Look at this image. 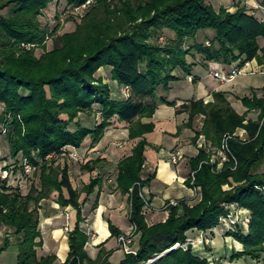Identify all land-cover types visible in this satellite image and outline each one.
I'll use <instances>...</instances> for the list:
<instances>
[{
    "label": "trees",
    "instance_id": "16d2710c",
    "mask_svg": "<svg viewBox=\"0 0 264 264\" xmlns=\"http://www.w3.org/2000/svg\"><path fill=\"white\" fill-rule=\"evenodd\" d=\"M53 1L0 0V124L10 157L20 156L38 173V185L31 186L26 195L18 186L0 181V227L11 230L0 253L15 238L16 264L55 263V255L37 256V248L43 246L38 205L55 192L57 204L75 212L74 226L67 234L69 252L61 264H208L191 247H172L185 242L189 231L217 227L225 206L233 203L251 212L248 232L233 234L243 245L233 258L258 259L264 253V192L260 190L264 172H257L264 164V98L253 93L241 99L246 113L258 112L256 120L246 122L247 114H237L220 92H214L212 102L190 99L180 105L168 101L167 94L170 84L180 80L176 70L184 77L192 72L195 64L188 62V56H201L204 67L207 62L242 66L259 59L264 22L244 8L216 10L208 0H91L74 31L57 36L60 22L49 32L39 21ZM88 1L66 0L72 10ZM260 5L264 7V0ZM55 18L60 20L58 14ZM72 18L67 17L76 20ZM162 33L168 34L163 43L159 42ZM47 36L53 37V49L44 50L39 58L34 51L20 48L23 44L44 48ZM198 36L204 40L194 42ZM104 67L112 69V79L125 91V99H113L109 87L95 78ZM160 104L174 108L176 115L188 114V122L179 131L193 128L197 116L204 117L191 140L194 145L204 136L220 147L222 138L238 129H244L247 137L228 140L231 155L218 171L210 162V152L198 148L188 164L194 185L201 189V200L194 206L184 201L168 205L166 221L148 225L139 192L152 179L142 180L141 173L149 146L145 135L155 126L142 120L152 118ZM88 119L90 126L83 124ZM115 119L127 125L128 139L135 142L130 154L117 163L115 184L128 197V220L138 237L135 253L124 254L118 263L109 260L112 251L103 249L104 243L95 259L86 251L90 236L82 228L86 222L83 206L97 190L90 211L98 208L102 174L97 172L79 190L73 186L68 158L61 156L64 147L80 149L87 139L91 147L97 145ZM50 155L58 158L47 159ZM103 162V158L88 161L81 170L92 174ZM21 163L16 160L3 168L18 175ZM107 222L110 238L123 234Z\"/></svg>",
    "mask_w": 264,
    "mask_h": 264
},
{
    "label": "crops",
    "instance_id": "0c3cea01",
    "mask_svg": "<svg viewBox=\"0 0 264 264\" xmlns=\"http://www.w3.org/2000/svg\"><path fill=\"white\" fill-rule=\"evenodd\" d=\"M261 1L262 0H208V3L216 10L223 7L229 12H235L240 8H244L247 10L248 14L254 15L260 21L264 22V8L260 5ZM258 43L260 48L263 49L264 39H259ZM259 56V61L253 60L248 62L249 66L247 70H252L254 74H240L231 82L225 83H221L219 80L213 78L212 74L210 75V68L228 75L234 67L208 63V67L206 68L203 66L205 64L203 58L198 56V60L193 62L195 65L191 72V78H194L195 82L192 84L189 82L188 76H183L179 81L171 83L169 93H172V97L168 98L167 96V100L180 103L190 99L210 101L212 100V94L214 92H222L230 104L236 108L238 107L236 104L238 101L234 99L236 95H244L250 90H259L264 86V54L261 52ZM95 77L96 79L104 77L101 80L109 87L113 99H125L126 93L123 88L112 79V69L110 67L100 69ZM180 82L187 85L190 90L187 92L185 88L181 86H173V84ZM259 97L264 98V90ZM238 109L239 114H243V111H245L241 106ZM250 113L257 118L258 112L251 111ZM188 117V114L185 113L176 115L174 108L160 104L152 118H145L142 120L143 123H153L155 126L152 133L145 135L149 146L145 152L146 160L141 173L142 180L152 177L150 182L142 188V192L149 199L151 204L150 210L145 216L149 225L162 223L167 219L168 212L164 208L165 204L171 201H184L186 203H191L193 201L194 193L187 182L190 175L188 163L191 158H194L198 154V148L183 142L195 135L192 136L190 130L184 129L180 136H173L176 133V128L182 123H186ZM255 118L251 119L247 117V120H256ZM114 121L116 122L118 120L115 119ZM195 123L196 122H194V124ZM126 126L125 123L118 121L107 130L103 139L97 145L90 148L87 147V149H89L88 153L94 152L95 155H101V158L104 159V166L101 170H98V172L105 175L104 180L110 185L108 190L101 191L98 208L92 213L90 221L88 220V222H90L89 231L92 232L88 235L93 243H97L95 245L104 243V247L108 250L110 249V232L107 220L123 233L128 229V226L122 228L116 225L113 217L115 214L119 216L127 208V196L121 198L120 191H118L114 185L117 163L125 156L126 146L128 142H130L128 140V131L125 129ZM169 126L172 127V129H170ZM246 137L245 134L243 138ZM200 141L201 139L198 140V143H200ZM119 142L123 144L121 145ZM85 143L86 142H84V145ZM176 152L180 153V159L176 165H172L169 161V157ZM82 156H84L83 153ZM215 233L214 243H216L217 246L221 245L223 241L222 232L216 230ZM52 235V239L54 240H52L53 244L56 243L59 246L57 254H54L57 258L56 261H65L69 252L67 235L57 230H52ZM55 240L57 242H55ZM237 246H241V244L237 243ZM239 251H242V246ZM95 253L97 254V252ZM116 254H119V251L113 253L109 258L112 263H118L122 259L121 257L116 262L112 261ZM92 257L94 258V255Z\"/></svg>",
    "mask_w": 264,
    "mask_h": 264
},
{
    "label": "rangeland",
    "instance_id": "374dc122",
    "mask_svg": "<svg viewBox=\"0 0 264 264\" xmlns=\"http://www.w3.org/2000/svg\"><path fill=\"white\" fill-rule=\"evenodd\" d=\"M90 4H91V0L88 1L86 4L82 5L81 7L74 8V10H72L70 7H68L66 0H54L51 4L48 5L47 9L44 11V16L40 17L39 21H40V23H41V25L43 27H46L49 30V32H52L54 30V28L56 27L57 23L60 22V27H59V30L57 31V36H60V35H63L65 33H69V32L74 31V29L76 27L75 22H78V18L83 16L84 12L86 11L87 7ZM262 8H264V7H262ZM1 13L4 14L5 11H3ZM57 14L60 17V20L55 18V16ZM68 16H71L73 18L75 17L76 20L72 21L70 19H67ZM209 32H212V31H209ZM161 35L163 37V40L159 41V42L163 43L164 39L168 38V34L167 33H165V34L162 33ZM208 35L212 36V33H208ZM203 40H204V38H200L198 36L197 38H195L194 42H196V41L201 42ZM191 43L192 42L190 40H188V42L186 44L190 45ZM43 46H44V48L39 47V46L34 45V44H23V45L20 46V48L22 50H25V51H34L35 57L39 58L40 56L43 55L44 50L46 52H50L53 49V37L47 36L45 38L44 42H43ZM261 52L264 54V48L260 50V53ZM198 56L199 55H197V54H195L192 57L188 56L187 60H188L189 63L196 62L198 60V58H199ZM256 60L259 61L260 60V56H259V59H256ZM208 63L219 64V63H215V62H207L206 63V68L208 67L207 66ZM231 66H233V65H231ZM248 66H249V63H244L242 66H236V68H235V66H233L234 67L233 69H237L238 68V70L240 71V73L237 74V76L240 75V74H244V75L245 74L246 75L254 74V72L252 70H247ZM100 69H102V68H100ZM213 70H215V69L210 68V75L212 74ZM175 74L177 76H179L180 79L184 76V73L182 71H180V70H176ZM186 76H188V80H189L190 83L193 84L195 82L194 78L193 79L191 78L192 77L191 73L189 75H186ZM103 78L101 77V79H103ZM217 80H219V79H217ZM231 81H229V82H231ZM220 82L221 83H225L223 81H220ZM173 86L174 87L181 86V87L185 88V90L187 92L190 90L187 85L183 84V82L173 84ZM263 90H264V86L262 87V89H259V90H250L248 93H246L244 95L243 94L236 95L234 99H237L236 101H238L240 103V105H239L238 102L236 103L237 106H238L236 108L233 107L230 104V102L227 100V98L225 96L224 97L226 98V100L229 102V104L231 105V107L234 109V111L237 114H239V109L238 108L240 106L245 109V111H243V114H245L248 110L242 104L241 99L244 98V97H249L250 98V97H252L253 93H255L257 95V97L260 98L259 95L263 92ZM220 93H222V92H220ZM213 94H212V100H210V101L204 100V102L205 103L212 102L213 101ZM222 94L224 95V93H222ZM167 96H168V98L169 97L171 98L172 97V93L167 94ZM176 103L178 105L182 104L180 102H176ZM1 111H2V107L0 106V112ZM250 112L251 111L248 112L249 114L246 113L247 114L246 115V122L248 121L247 117H250L251 119L255 118L254 116L251 115ZM243 114H240V115H243ZM188 120H189V117H188ZM188 120L186 121V123L188 122ZM203 121H204V117L203 116H197V118L195 119L196 123L193 125V128H183L181 131H179L178 127L183 126L184 124H186V123H182L180 126H178L176 128V132L179 131L178 136H180L181 132L184 129H187V130H190L191 133H192V136H194L195 132L199 131L201 129ZM83 122H84L83 124H85L87 126L91 125V122L89 121V119H88V121H86V122L83 121ZM117 122L118 121H116V122L114 121L113 124H116ZM169 128L172 129V127H170V126H169ZM120 129H123V128H120ZM125 129L128 131L127 126L125 127ZM243 134H244V136H243ZM245 134H246V131L244 129H238L234 133L233 137L237 138V139H240V138L243 139V137H245ZM192 138H190L188 140H185L183 143H185V144L187 143V145H190V146H193V147H197V148H203V147L206 148L207 151L210 152V154H211L210 162L213 163L216 166V170L217 171L220 170L223 167V165L225 164V163L224 164H220V162H219V158H220L219 151L221 149V145H222L224 137L222 138L220 147L213 146L210 141H207L205 139L204 136H200L198 138V140L201 139L200 143H198V140H197L196 145H194V144L191 143ZM244 139L246 140V138H244ZM85 142L86 143H85L84 146H82V148L77 149V153L81 157L82 163L75 164V163H72V161L70 159H68L66 161L67 164L70 166V169H71V179H72L73 186L75 188L79 189V190H81L82 186L88 182L89 178L94 177L96 175V173L98 172V170H101L103 168V166H104V165H102V167H100L98 169L96 168L95 169L96 171L94 173H92V174L83 172L81 170V167L83 165H85L88 161L95 160L97 158H101V155H95L94 152L88 153L89 149H87V147H89V148L91 147V140L87 139ZM119 143L121 145L123 144L122 142H119ZM134 145H135V142H133V141L128 142V144L126 146V150H125V152H126L125 155L130 154L131 149L133 148ZM82 153L84 154V156H82ZM0 159L5 160V161H1L0 166H5L6 164H11L12 165V164H14L16 162V160L19 163L22 161L20 159V156L17 159H12L10 157L9 146H8V144L6 142L5 135L3 133L1 124H0ZM62 162H64V160L60 161V163H62ZM257 172L258 173H263L264 172V164H262V166L258 169ZM102 176H103L102 177L103 181H102L101 191L103 192V190L104 191L108 190V188H110V185L105 182V180H104L105 175H102ZM18 180H19V177L18 178L14 177V178L11 179L10 182H11V184L13 186H18V188L20 189L21 193L26 195L29 192L31 186H37L38 185V173H33L30 176H28V177H24V179H22V180H19V181ZM188 180H190V182H191L190 178H188ZM114 185L116 187V184H114ZM189 187H190V185H189ZM142 188L140 189V191H142ZM224 188L225 189H229V187L227 185ZM96 191H95L94 194L89 196L86 204L83 206V213H84V216L86 217L87 221L84 224H82V228L89 235L92 232L89 231V223L90 222H88V220L90 221V217L92 216V213H94V212H91L90 209L92 208L93 203L95 201ZM124 196H127V195L121 194V198L124 197ZM82 197H83V195L81 196V198ZM99 199H100V197H99ZM56 200H57V194L55 192H53L49 196L48 199L42 200L39 203V205H38L39 230H40V232L42 234V240H43V246L41 248H37V256L38 257H45V256L57 254L59 246L56 243L53 244L54 240L52 239L53 238L52 230H57L58 232H62L64 235H67L68 232L70 230H72V228L74 226L75 212L72 209H70L69 207L68 208L60 207L57 204ZM124 200H125V198H124ZM200 200H201V189L199 190V192L196 195L194 194L193 201L191 203H187V204L190 205V206H194ZM148 201H149V199H148ZM149 203H150V201H149ZM177 204H178V202H177ZM228 205H230V204H228ZM228 205H226V206H228ZM233 205L237 206V207L235 206L236 207L235 208V212L238 214V215H236L235 212L233 210H231V212L234 213L233 215L238 216L237 217L238 218V223H237V225H235V228H234L235 231L234 232L233 231L227 232L225 230L221 231L220 228H218V227H215L212 230H208V231H200V232L197 231V230L189 231L187 233L188 236H187L186 241L188 239H190V240L193 241V244H190V245H188L185 248L177 247L176 244H175L174 247H172V249L186 250L188 247H191L192 252L196 256H198V257H200L202 259H205L208 262V264H264V253L261 254L258 259H251L249 257H242V258H237V259L233 258V256H235L238 252H240L239 250H240L241 246H242V250H243V245L241 243H240L241 246H237V243H239V242L236 240V238L234 237L233 234H235L236 231H241L242 234H246L248 232L249 224H250V220H251V212L249 210L245 209L244 207L240 206L237 203H233ZM226 206H225V208H226ZM166 207L167 206L164 207L165 210H166ZM238 209H240V210L243 209L244 212L239 213ZM149 210L143 209L144 216H146V214H147V212ZM128 214H129V203L127 201V208L119 216L117 214H115L114 216L112 215V216L114 217V221H115L116 225H118V226H120L122 228H125L126 226H128L127 231L125 233H123V234L124 235H129L131 237L132 243L130 245V250L133 253H135V251L137 249V239H138V237L135 234V230H134L133 226L130 224V222L128 220L129 219L128 218L129 217ZM221 217H220V219H221ZM220 219H219V222H220ZM145 220H146V218H145ZM0 229H1V234H0V245H1L3 243V239H4L5 235L8 232H11V230H9V229H7L5 227L4 228L0 227ZM216 230L222 232V238H223V241H222L221 245H218V246L216 245V243H214V238H215V235H216L215 231ZM201 235H205L206 239L208 241L204 242L202 244L199 243V239H200ZM7 237H8V235H7ZM109 241H110V244H109V248L110 249L109 250L112 251L111 256L116 251H119V254H116V256L113 257L114 260H112V261L116 262L117 260H119V258H121V257L123 258L125 253L119 248V246H118V244L116 242V238H110ZM55 242H57V241L55 240ZM95 244H97V243H93L92 240H90L89 244L86 246V251H87V253H88V255L90 256L91 259H95L97 257V255H98V251H99L100 245H95ZM102 248L105 249V250H108V249H106L104 247V244H103ZM95 252H97V254ZM129 254H131V253H129ZM91 255L92 256L94 255V258ZM16 262H17V246L15 244V238H13L11 240V242H10V245L7 247V249L5 251H3L2 253H0V264H16ZM64 262L65 261L57 260L54 264H61V263H64Z\"/></svg>",
    "mask_w": 264,
    "mask_h": 264
},
{
    "label": "built area",
    "instance_id": "2783aa9c",
    "mask_svg": "<svg viewBox=\"0 0 264 264\" xmlns=\"http://www.w3.org/2000/svg\"><path fill=\"white\" fill-rule=\"evenodd\" d=\"M241 1H244V0H241ZM235 68H236V66H235ZM239 73H240V71L238 70V68L231 70V72L228 75L224 74L223 72H217L216 70H213L212 76L216 79H219L220 81L229 82L232 79H234L237 76V74H239ZM232 137L233 136H231V135H225L224 136V139H223V142L221 145V149L219 151V154H220L219 162H220V164H224V163L229 161V158H230L229 156L231 154L229 152L227 142H228V140L232 139ZM239 140L245 141L244 138L243 139L240 138ZM61 152H62V155H61L62 157H67L68 159H70L74 163H78V164L82 163V159L79 156V154L77 153L76 148L71 147V146H67V147H64L61 150ZM50 158L57 159L58 156L50 155L47 157V159H50ZM179 159H180V153L179 152L173 153L169 157V161L172 165H176L178 163ZM21 167H22L21 173L20 174L18 173V175H14V173L11 169L3 168V166H0V181H7V183H8L7 185L13 186L10 182L12 178H14V177L18 178L19 177V180H22V179H24V177H28L35 172V168L30 163H28L26 160H22ZM189 178L191 179L190 188L194 192V194L196 195L199 192L200 188L196 187L194 185V180H195L194 173H191ZM260 190L264 192V187L260 188ZM139 195H140V197L144 203L143 209L149 210L151 207V204L149 203L148 199L144 196L142 191L139 192ZM168 205L176 206L177 202L171 201V202L165 204V206H168ZM235 206L233 204L226 206V213L224 216L221 217L219 225L217 226L218 228H220L221 231H223V230H225L227 232H231V231L234 232L235 231V229H234L235 225H237V223H238V218H237L238 216H236L238 214L235 212V208L237 206L236 207ZM231 210H233L236 215H233L234 213L231 212ZM238 212L242 213L244 211H243V209H241V210L238 209ZM207 241L208 240L206 239L205 235L200 236L199 243L202 244V243L207 242ZM116 242H117L119 248L125 254L133 253L130 250V245L132 243V240H131V237L129 235H124V234L119 235L116 238ZM190 244H193V241L188 239L186 242L177 243L176 246L180 247V248H185ZM152 261L153 260H151V262Z\"/></svg>",
    "mask_w": 264,
    "mask_h": 264
}]
</instances>
